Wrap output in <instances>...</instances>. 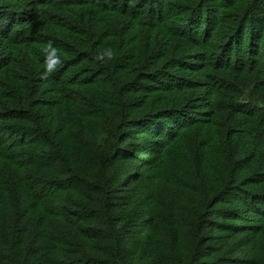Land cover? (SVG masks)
I'll return each instance as SVG.
<instances>
[{"label":"trees","instance_id":"1","mask_svg":"<svg viewBox=\"0 0 264 264\" xmlns=\"http://www.w3.org/2000/svg\"><path fill=\"white\" fill-rule=\"evenodd\" d=\"M251 214L264 0H0V264H211Z\"/></svg>","mask_w":264,"mask_h":264},{"label":"rangeland","instance_id":"2","mask_svg":"<svg viewBox=\"0 0 264 264\" xmlns=\"http://www.w3.org/2000/svg\"><path fill=\"white\" fill-rule=\"evenodd\" d=\"M143 156L141 154L138 157L142 158ZM246 218L243 221H229L230 225L228 227L225 225L223 230L219 231L220 251L214 258L208 260L211 261V264H259L256 261L258 257L255 255V251L260 255V261L264 263V236L257 242L253 239L255 237L253 228L262 224V217L251 214ZM139 231L137 229L131 238L135 237Z\"/></svg>","mask_w":264,"mask_h":264},{"label":"clouds","instance_id":"3","mask_svg":"<svg viewBox=\"0 0 264 264\" xmlns=\"http://www.w3.org/2000/svg\"><path fill=\"white\" fill-rule=\"evenodd\" d=\"M109 55V58L111 57V53L108 54Z\"/></svg>","mask_w":264,"mask_h":264}]
</instances>
